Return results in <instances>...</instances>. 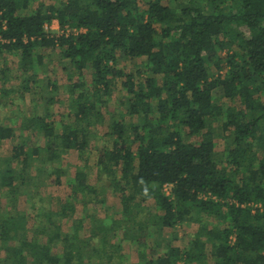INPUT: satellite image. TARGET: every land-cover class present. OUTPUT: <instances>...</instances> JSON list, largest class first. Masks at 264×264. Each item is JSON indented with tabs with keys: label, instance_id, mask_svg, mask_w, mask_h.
I'll list each match as a JSON object with an SVG mask.
<instances>
[{
	"label": "trees",
	"instance_id": "1",
	"mask_svg": "<svg viewBox=\"0 0 264 264\" xmlns=\"http://www.w3.org/2000/svg\"><path fill=\"white\" fill-rule=\"evenodd\" d=\"M0 61V142L18 139L0 155V264H264V0H0ZM118 78L127 98L106 120ZM101 137L93 181L83 155ZM41 178L71 201L36 198ZM185 219V244L162 246Z\"/></svg>",
	"mask_w": 264,
	"mask_h": 264
},
{
	"label": "rangeland",
	"instance_id": "2",
	"mask_svg": "<svg viewBox=\"0 0 264 264\" xmlns=\"http://www.w3.org/2000/svg\"><path fill=\"white\" fill-rule=\"evenodd\" d=\"M46 28L50 32H56V33L61 32L59 27H58V23L56 20L55 21L53 20L49 25H46ZM234 47H235V45L233 46V48ZM15 60H16L15 57H13L11 55H7L6 64L15 65ZM47 60L50 62L49 63L50 65L55 64L54 62L52 63L51 55L47 56ZM2 62L3 61H0V64ZM125 63L126 62H124L123 60L120 59L118 61L117 66L124 68L125 70H128L129 67H131V64L128 62L126 64ZM125 66H127L128 68H126ZM210 70H211V74H212V72H213V74H215L216 71L214 68L211 67ZM84 72H86V71H84ZM47 76L54 78V80L56 81L55 83L59 86V92L56 93V98L59 102L56 105L57 108L55 107L56 114L54 115V119L57 122L60 119L61 115L66 114V109H65V107H66L65 104L67 102L66 101V94L61 91L62 90L61 88L63 85H65L69 81L67 80L66 75L62 71V69H60V67H57V66L53 72H49L48 74L45 75V78L43 79L44 81H46ZM72 78H73V80L77 79L76 73L73 75ZM71 82H73V81H71ZM111 82L112 83H111L110 91H109L108 96H107L108 101H107V104H105L103 106V111H104V115L106 117V120H107V118H110L111 112L117 113V115L122 114L121 113L122 112L121 111L122 105H119V102H121L123 104V102L127 98V93L122 86L121 80L118 78V79L111 81ZM42 93L40 90L37 89V90H31L30 92H28L24 95V106L26 108V111H28L31 106H33L35 103L38 102V100L43 95ZM209 123L210 124H208L207 129L209 128L212 131V133L215 137V140L217 141V149L221 150L222 142H223V138H222L223 132H222L220 122L209 121ZM104 125L99 126L98 128L92 127V128H90V132L96 131L99 134V132L105 131ZM39 138H41V137H39ZM36 139H38V137H36ZM17 142H18L17 138L5 139L2 142H0V155L4 156L6 154H9L11 151V147L14 144H16ZM101 143H103L104 145L109 147L111 145L110 144L111 143L110 138L109 137L108 138L101 137V140H93L92 139V141L89 142V146L85 151V155H83L84 158L87 159L88 162L90 163L91 170H90L89 175L91 176L90 178L93 179V181H94L93 164L95 162V156H96L95 147L97 144H101ZM64 157L65 158H63V161H62L63 164L65 165L66 168H69L70 171H73L75 165L79 164V157H78L77 151L71 150ZM41 180L43 181V184H40L41 187L39 188L37 193H35V196H36V198H42L44 201V204L49 205V203H50L51 205L49 207L52 210L59 208V206H60L59 202H62L65 200L71 201V197H69V195H68V188L66 187V183L63 182V184L61 183L58 185H53V184H50L49 182H47L44 178H41ZM166 194H169V187L166 188ZM0 200H4V197L0 196ZM109 200L114 201L112 196H110ZM114 204H115L114 211L117 212L118 211L117 208H119V206L116 205L115 201H114ZM74 205L76 206V209H77V212H76V217H77V216H79V213L82 211L81 210V204L79 201H75ZM29 211H30V208L27 209V212H29ZM208 219L211 220L212 217H209ZM34 224L35 223H34L33 219L32 220L29 219L27 221V227H28L27 232H28L29 237L36 235V233L34 234L32 231ZM62 227L68 230L69 224L64 222V223H62ZM196 229H197V225L195 223L187 221L185 219L183 222L178 223L177 225H175L172 228H166L164 233H159L158 239L161 242L162 246H164L166 244H171V245H182L183 244L184 245L185 242L188 240V238L191 236V234H193L196 231ZM0 254L3 256L4 252L0 251Z\"/></svg>",
	"mask_w": 264,
	"mask_h": 264
},
{
	"label": "built area",
	"instance_id": "3",
	"mask_svg": "<svg viewBox=\"0 0 264 264\" xmlns=\"http://www.w3.org/2000/svg\"><path fill=\"white\" fill-rule=\"evenodd\" d=\"M168 186L167 185H165V188H167Z\"/></svg>",
	"mask_w": 264,
	"mask_h": 264
},
{
	"label": "crops",
	"instance_id": "4",
	"mask_svg": "<svg viewBox=\"0 0 264 264\" xmlns=\"http://www.w3.org/2000/svg\"><path fill=\"white\" fill-rule=\"evenodd\" d=\"M55 21V20H54Z\"/></svg>",
	"mask_w": 264,
	"mask_h": 264
}]
</instances>
